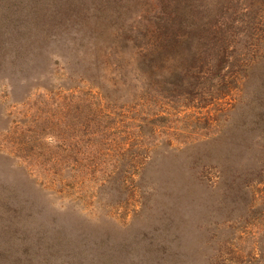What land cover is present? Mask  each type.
Returning a JSON list of instances; mask_svg holds the SVG:
<instances>
[{"label":"rangeland","instance_id":"obj_1","mask_svg":"<svg viewBox=\"0 0 264 264\" xmlns=\"http://www.w3.org/2000/svg\"><path fill=\"white\" fill-rule=\"evenodd\" d=\"M2 1L0 32L28 28L45 33L32 43L34 58L41 65L52 60L51 65L58 62L60 67L63 58H67L78 75L84 73L91 80V95L102 91L101 87L110 88L119 79L122 66L137 63L136 53L142 48L143 38L148 41L159 34L164 40L162 32L185 37L192 31L193 39V31L203 30L180 27L177 21L191 18L196 22L197 17H207L205 27L216 41L222 62L212 73L208 67L200 73L203 79L211 78L208 89L192 87L190 93L177 101H162L159 111L174 113L170 133L159 135L163 141L154 150L155 164L147 169L141 183L135 174L136 182L129 179L127 188L121 186L120 176L113 185L105 186L111 192L117 187L121 189L116 205L107 200L111 198L110 192H99L98 197L95 194V201L99 200L101 208H106L103 213L113 222L94 221L100 214L97 203L93 209L79 206L80 214L87 213L94 221L86 222L73 213L71 206L61 207L56 200L51 203L52 210L44 209L43 219L57 216L59 231L75 241L84 234L90 242L91 237L98 241L107 237L119 249L129 242L139 248L134 238L146 241L148 236L156 237L157 232L168 227V239L179 243L178 247L169 248L180 251L187 260L201 264L206 255L211 258L207 264H264V159L257 165L256 159L261 155L243 151L245 143L248 147L254 144L264 122L259 117L264 111V91H255L257 79L253 76L254 66L264 55V0H7L4 4ZM7 15L14 17L13 22H8ZM85 17L91 18L89 24L84 21L87 26L83 27L91 33V41H73L75 32L82 30L76 20ZM50 18H57L59 25L48 24ZM209 19L214 21L213 26L207 23ZM37 21L42 25L37 27ZM206 34L201 32L202 36ZM198 36L194 37L196 43ZM19 46L17 43L13 49ZM89 52L91 56L85 57ZM111 52L117 54L116 58L111 59ZM5 66H0L1 70ZM259 73L264 80V61ZM0 76L5 82L7 75ZM75 80L71 84L90 91L85 79L75 77ZM205 124L207 133L199 131ZM245 164L251 166L248 170L251 174L242 181L241 168ZM2 168L0 182L23 192L20 175L9 172L4 164ZM254 169H258L261 178ZM228 177L236 178L241 194L247 197L231 200L236 188L229 187ZM32 198L38 204H46L38 193ZM145 202L146 207L141 205ZM132 220L128 229H124L123 225ZM250 232L256 234L253 252L245 249L242 253Z\"/></svg>","mask_w":264,"mask_h":264},{"label":"trees","instance_id":"obj_2","mask_svg":"<svg viewBox=\"0 0 264 264\" xmlns=\"http://www.w3.org/2000/svg\"><path fill=\"white\" fill-rule=\"evenodd\" d=\"M7 18L9 23L13 22V16L7 15ZM85 18L76 20L82 30L75 32L73 41H91V33L83 29L87 26L84 21L88 23L91 18ZM206 18L197 17L196 22L191 18L174 21L180 27L202 29L193 31L200 35L197 43L195 35L191 39L192 31L185 37L162 32L164 40L159 34L148 41L143 38L142 48L136 53L137 63L122 66L119 79L110 88L101 87L102 91L95 95H91V80L84 73L78 75L67 58H63V67L58 62L51 65L52 60L41 65L34 58L32 43L38 40L39 34L45 33L28 28L0 32V66L6 65L0 68V75H7L5 82L0 76V168L4 164L9 172L19 174L24 184L22 192L14 185L0 182V264H189L188 260L190 264H200L169 248L178 247L179 243L168 239V227H163L156 237L148 236L146 241L134 238L139 248L129 242L119 249L107 237L100 241L91 237L90 242L89 236L83 233L75 241L59 231L57 216L48 219L43 216L44 209L52 210L51 203L56 200L61 207L71 206L73 213L87 222L92 217L87 213L81 216L79 206L88 205L93 209L97 203L100 214L94 221L113 222L103 213L106 208H101L99 200L95 201L96 195L110 192L111 198L107 200L116 205L121 189L117 187L111 192L105 186L113 185L120 176L121 186L127 188L129 179L136 182L135 174L141 183L147 169L155 164L154 150L163 141L159 135L170 133L168 128L174 113L159 111L162 101H177L190 93L192 87L208 89L211 78L203 79L200 73L206 72L205 67L212 73L222 62L216 41L205 27ZM56 19L50 18L48 24L58 26ZM27 20L31 22L29 17ZM37 23V27L42 25ZM207 23L214 25L213 20ZM204 31L207 34L202 36ZM169 37L174 39L171 41ZM17 43L20 46L13 49ZM130 54L132 57L134 53ZM88 55L91 52L85 57ZM116 55L109 53L111 59ZM263 61L264 55L253 68L257 79L255 91H264V80L259 73ZM75 77L80 81L85 79L90 91L71 84L77 82ZM260 113L259 117L264 118V111ZM205 128L206 124L201 125L199 131L207 133ZM258 131L254 144L248 147L245 143L243 151L261 155L256 159L260 165L264 159V122ZM241 169L243 181L251 174L248 171L251 166L245 164ZM253 172L260 177L258 169ZM226 181L230 188H236L231 200L247 197L241 194L235 177H228ZM35 193L45 198V205L32 198ZM147 203L141 205L146 207ZM132 223L133 220L123 225L124 229ZM255 239L256 234L250 232L246 248L242 247L240 252L244 253L245 249L253 252L251 246ZM210 260L204 255L201 264Z\"/></svg>","mask_w":264,"mask_h":264}]
</instances>
